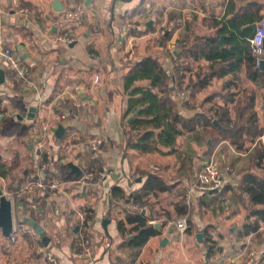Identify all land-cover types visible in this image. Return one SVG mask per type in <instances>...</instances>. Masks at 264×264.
I'll list each match as a JSON object with an SVG mask.
<instances>
[{
  "label": "crops",
  "instance_id": "0c3cea01",
  "mask_svg": "<svg viewBox=\"0 0 264 264\" xmlns=\"http://www.w3.org/2000/svg\"><path fill=\"white\" fill-rule=\"evenodd\" d=\"M251 2L257 3L254 11L263 19L264 0H0V38L17 51L25 73L14 77L6 63L0 62L6 77L0 84V132L7 129L0 137V163L12 168L7 177L0 175V189L12 200L14 213L12 234L4 236L0 229V264H44L47 251L57 256L58 264H232L247 246L256 251L253 264H264V222L256 233L241 235L251 206L249 194L243 190V176L249 170L261 172L253 166L255 144L241 150L224 138L222 124L212 110L225 107L226 97H236V102L228 103L234 127L239 125L235 103L255 94L257 110L263 116L264 89L248 78L244 65L236 74L213 78L192 97V83L210 71L211 62L188 59L191 70L183 79L174 68L183 44L215 36ZM81 3L87 7L86 16L72 26L77 42L58 44L55 37L66 26L64 11ZM156 20L172 32L166 47L156 43L159 28L147 30L152 28L148 23L153 25ZM259 21L244 24L240 30L248 27L249 33L238 34V39L248 40L256 31L252 26ZM148 55L158 57L172 75L174 99L183 116L205 111L218 122L214 144V131L202 126L179 137L174 152L125 149L121 121L127 95L122 82L129 65ZM96 75L101 76L99 85L93 83ZM174 79L181 94L176 92ZM75 86L80 89L75 91ZM74 102L79 105L78 116L60 119L64 103L70 106ZM61 124L65 131L59 138L56 131ZM44 125L50 127L47 150L55 161L41 171L47 161L46 150L38 147ZM94 137L101 138L102 145L98 151L88 152L85 144ZM261 140L264 143V135ZM213 155L222 167H233L234 173L221 191L210 193L196 189L194 183ZM70 162L95 178L80 182L83 174H73ZM99 173L105 174L101 180L97 179ZM151 175L161 177L164 186L147 194L149 207H139L130 196ZM39 177L57 184L58 190L38 197V207L32 209L20 194ZM115 187L121 190L115 191ZM137 209L151 210L156 218L153 222L162 229L161 235L140 247L130 243L134 235L123 234L118 226L129 211ZM180 209L185 212L179 213ZM87 210L91 220L89 260L78 257L75 243L83 234ZM25 218L44 227L50 237L48 245ZM180 218L187 219L186 230L177 227ZM199 233H204L201 240Z\"/></svg>",
  "mask_w": 264,
  "mask_h": 264
},
{
  "label": "trees",
  "instance_id": "16d2710c",
  "mask_svg": "<svg viewBox=\"0 0 264 264\" xmlns=\"http://www.w3.org/2000/svg\"><path fill=\"white\" fill-rule=\"evenodd\" d=\"M257 7V3H249L244 11L235 13V17L229 19V25L222 26L215 36L199 37L191 44L187 41L177 50L174 68L180 79L186 76V71L191 70L188 59L204 58L211 62L210 71L204 76L199 75L197 81L192 83V97L207 87L213 78L236 74L244 65L248 78L264 89V69L257 66L256 57L251 50L250 38L254 34H251L248 40L238 39V34L249 33L248 27L244 28V31L240 30L244 24L262 19L259 12L256 14L254 11ZM221 35L227 36L224 47H221ZM171 36L170 31L164 33L165 45ZM168 55L174 57L171 51H168ZM171 78L172 75L159 58L153 55L135 60L129 65L122 82L124 93L127 95V107L121 121L125 149H134L140 153L174 152L177 150L179 137L202 126H210L214 131L213 144L214 140L218 139L216 132L220 129L208 112L199 111L189 118L180 113L174 99ZM225 100L227 107L218 106L219 108L212 109L218 122L222 124L221 135L241 150L255 144L253 166L255 170L261 171L256 173L249 170L243 176V190L249 194L251 206L241 235L249 236L259 231L264 222V143L261 140L264 135V105L262 116L256 107L255 94L239 100L235 103L239 125L232 127L230 124L233 120L228 103L236 102V97L228 96ZM131 117L133 119L129 122ZM165 149H168V152ZM11 170V166L0 163L1 176L7 177ZM163 186L161 177L151 175L143 188L130 197L139 207H144L148 205L147 194L155 188L161 190ZM114 190L121 189L115 187ZM184 212L185 209L179 210L181 214ZM86 216L90 219L89 211ZM155 219L151 210L149 213L142 209L131 210L118 222V226L123 234L134 235L130 243L140 247L152 237L162 234V229L156 228L153 222Z\"/></svg>",
  "mask_w": 264,
  "mask_h": 264
},
{
  "label": "built area",
  "instance_id": "2783aa9c",
  "mask_svg": "<svg viewBox=\"0 0 264 264\" xmlns=\"http://www.w3.org/2000/svg\"><path fill=\"white\" fill-rule=\"evenodd\" d=\"M86 5L84 3L78 4L77 6L64 11L63 20L66 23L65 28L56 35L55 41L61 45H71L77 42V36L73 32L72 26L81 22L86 16ZM251 50L256 57L257 66L261 65L262 60H264V18L261 19L258 24L256 31L252 38H250ZM0 62L6 63L9 70L13 73L14 77H20L25 75L23 67L20 65L19 57L17 51L7 47L2 38H0ZM175 80V79H174ZM93 83L99 85L101 83V76L96 75L93 78ZM178 80H175L176 92L181 94L180 88L178 86ZM75 91L80 89V86H75L73 88ZM64 108L60 114V119L65 120L71 115L78 116L77 107L79 105L74 102L72 105L67 106L64 103ZM50 127L44 125L39 137H38V147L40 150H46L47 161L40 167L41 171L49 169L55 159L52 153L47 150V145L49 143V133ZM102 145V140L99 137H94L88 140L85 144V148L88 152H96ZM59 162L62 164L66 163L64 158H58ZM40 173V172H39ZM234 173V169L231 166L222 167L215 155H213L208 162L203 166L201 171L196 177L194 187L201 191L215 193L219 192L225 186L229 176ZM105 177L104 173H99L97 179L101 180ZM95 178V175L91 172L83 174L79 181L86 183ZM58 190V185L55 183H47L42 178L34 179L25 185L21 191V197L29 206V208L36 209L38 197L45 196L49 191L56 193ZM85 215V214H84ZM83 215V216H84ZM91 226V220L83 217V234L76 238V245L78 248V257L81 259H88L92 255V248L90 240L87 237ZM177 227L181 230H186L188 227V222L186 218H180L177 221ZM256 257V251L253 248L245 247V250L236 256V259L232 264H253ZM44 264H58V258L52 251L46 252V260Z\"/></svg>",
  "mask_w": 264,
  "mask_h": 264
},
{
  "label": "water",
  "instance_id": "95a60500",
  "mask_svg": "<svg viewBox=\"0 0 264 264\" xmlns=\"http://www.w3.org/2000/svg\"><path fill=\"white\" fill-rule=\"evenodd\" d=\"M0 21H1V18H0ZM148 25L152 26V21H150ZM252 27L257 28V25H253ZM224 40H225V35L221 37L222 45H224ZM260 67L264 69V60H262ZM5 81H6L5 71L0 70V84L5 83ZM29 116H31V113L29 114ZM132 119L133 117L129 119V122H131ZM214 123L220 126L217 121H214ZM64 131H65L64 126L62 124L59 125L56 131L57 137L61 138L64 134ZM68 165L71 169V172L75 174L76 176L80 177L83 174V171L74 162H70ZM24 220L25 222H28L29 225H31L35 229L36 233L39 234V236L42 238L43 243L45 245H48L50 242V237L45 232L44 227L32 219L25 218ZM155 226L156 228H159L160 224L156 223ZM13 228H14L13 202L5 194V192L2 189H0V229L2 230L3 235L8 237L12 234ZM203 237H204V233H199L197 235V238L200 240Z\"/></svg>",
  "mask_w": 264,
  "mask_h": 264
},
{
  "label": "rangeland",
  "instance_id": "374dc122",
  "mask_svg": "<svg viewBox=\"0 0 264 264\" xmlns=\"http://www.w3.org/2000/svg\"><path fill=\"white\" fill-rule=\"evenodd\" d=\"M153 7H151V9H152ZM153 12V11H152ZM154 22V21H153ZM161 24H162V22L161 21H159V20H156L155 22H154V24L152 25V28H149V29H152V30H155V29H158L159 28V32H158V36L157 37H159L158 39H157V41H156V43H158V42H160L161 43V46H165L166 47V45H165V40L163 39V35H164V33L166 32V31H168V29L166 30V29H164L163 28V26H161ZM159 26H161V27H159ZM145 27V29H146V25L144 26ZM160 28H162L161 30H160ZM164 29V31H162ZM169 51V50H168ZM6 130L7 129H4L3 131H1L0 132V137L2 138V137H4L5 136V134L7 133L6 132ZM21 188V187H20ZM19 188V189H20ZM22 189V188H21ZM20 193V192H19ZM10 196V195H9Z\"/></svg>",
  "mask_w": 264,
  "mask_h": 264
}]
</instances>
